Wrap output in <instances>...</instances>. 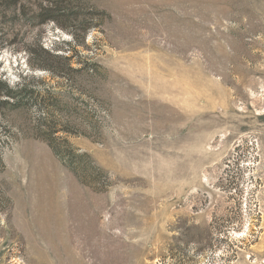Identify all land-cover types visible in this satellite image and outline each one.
<instances>
[{"label":"rangeland","instance_id":"374dc122","mask_svg":"<svg viewBox=\"0 0 264 264\" xmlns=\"http://www.w3.org/2000/svg\"><path fill=\"white\" fill-rule=\"evenodd\" d=\"M50 2L0 0V264H264V0Z\"/></svg>","mask_w":264,"mask_h":264},{"label":"trees","instance_id":"16d2710c","mask_svg":"<svg viewBox=\"0 0 264 264\" xmlns=\"http://www.w3.org/2000/svg\"><path fill=\"white\" fill-rule=\"evenodd\" d=\"M59 1L60 0H55V2L53 3L50 2L48 6L41 7L40 15L42 17L43 22L52 21L54 24L58 23L56 13L62 11ZM1 91L2 93H5L6 96H12L10 92L11 89L9 88V86L0 80V93Z\"/></svg>","mask_w":264,"mask_h":264},{"label":"snow or ice","instance_id":"6c2138e0","mask_svg":"<svg viewBox=\"0 0 264 264\" xmlns=\"http://www.w3.org/2000/svg\"><path fill=\"white\" fill-rule=\"evenodd\" d=\"M89 39H91V37Z\"/></svg>","mask_w":264,"mask_h":264}]
</instances>
